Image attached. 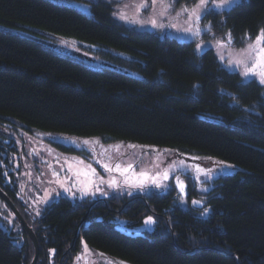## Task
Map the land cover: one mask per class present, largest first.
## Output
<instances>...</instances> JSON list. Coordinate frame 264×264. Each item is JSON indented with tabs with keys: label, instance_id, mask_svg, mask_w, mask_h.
I'll use <instances>...</instances> for the list:
<instances>
[{
	"label": "trees",
	"instance_id": "trees-1",
	"mask_svg": "<svg viewBox=\"0 0 264 264\" xmlns=\"http://www.w3.org/2000/svg\"><path fill=\"white\" fill-rule=\"evenodd\" d=\"M69 1L0 0V189L33 228L38 264H73L82 241L120 264H264V86L242 83L214 51L198 55L193 44L128 30L113 1ZM220 18L232 43L243 45L264 30V0H246ZM22 31L69 39L108 66L89 69ZM3 124L167 147L240 170L204 195L207 219L175 207L174 194L76 206L62 198L35 219L17 180L5 179L14 175ZM149 216L157 221L152 233L130 234L115 223L134 228ZM16 222V231L0 228V264L34 259V245Z\"/></svg>",
	"mask_w": 264,
	"mask_h": 264
},
{
	"label": "rangeland",
	"instance_id": "rangeland-1",
	"mask_svg": "<svg viewBox=\"0 0 264 264\" xmlns=\"http://www.w3.org/2000/svg\"><path fill=\"white\" fill-rule=\"evenodd\" d=\"M73 1L70 0L69 4ZM106 1L115 3V18L128 30L152 33L161 39H171L180 44H193L198 55L214 51L223 68L239 75L240 69L235 64H229V59L235 60L239 55V50L253 43L259 34L253 38L247 37L243 45H236L232 43L235 38L231 36V42H229L228 32H223L221 29V15L230 12L246 0L233 4L230 10L213 7L206 20L202 19L198 25L201 29L211 26V31L204 30L198 37H194L185 30L189 27L195 28L196 25L181 9L188 6L189 12L195 9L197 14H201L204 6L197 7L199 0H156L155 4L152 0ZM216 2L218 0H208L207 6L211 7ZM170 3L174 4L173 8L169 7ZM176 13L180 14L176 15ZM153 20L156 21V27L152 26L151 21ZM22 33L42 40L45 48L89 69L102 71L108 65L95 55L81 50L69 39L56 35L41 37L32 31H22ZM220 41L224 42L223 47ZM240 76L244 80V77ZM3 125V132L6 135L4 148L11 154L13 165L11 173L14 175V178L9 176L8 183L12 185V181L17 180L18 196L25 202L31 212L30 215L35 219L42 216L47 206L62 198L76 206L86 200L171 194L176 196L173 200L175 207L185 211L196 209L201 218L207 219L210 211L207 209V214L204 213L206 205L204 195L211 191L217 180L224 176H233L240 170L238 166L216 157L179 152V150L167 147L108 142L103 137L72 138L66 135L28 131L11 124ZM106 164L113 168V171H107L104 167ZM118 164L122 169L132 165V171L128 173L131 179H135L140 173L156 176L169 172L170 179L161 180V183L167 187L156 188L151 185L150 181L143 189L125 184V177L115 170ZM93 169L95 173L92 172ZM77 173L80 175L77 176ZM177 176L186 184V197L180 193L178 187H175ZM101 177L105 181L117 180L118 186L109 187L107 183H101ZM90 182L99 186L100 192H96L95 195H84L82 191L77 190L86 187ZM69 187L75 195H70L65 191V188ZM101 192H106L107 195H101ZM192 200H200L202 205H193ZM115 223L118 229L134 235L152 233L156 228V224L148 226L144 222L130 228L126 221L120 218ZM0 228L5 231H16L19 228L15 215L1 198ZM16 243L19 244V242ZM85 246H87L86 243L82 241L81 250L73 264H120L115 260L101 258Z\"/></svg>",
	"mask_w": 264,
	"mask_h": 264
},
{
	"label": "snow or ice",
	"instance_id": "snow-or-ice-1",
	"mask_svg": "<svg viewBox=\"0 0 264 264\" xmlns=\"http://www.w3.org/2000/svg\"><path fill=\"white\" fill-rule=\"evenodd\" d=\"M156 0H152V3L155 4ZM240 0H218V2L214 3L211 7L208 5V0H199V4L197 7L204 6V11L201 14H197L195 9H193L191 12H189L188 6L182 7L181 11L188 14V18L192 20V23L196 25L195 28L189 27L185 29L186 31L190 32L194 37H198L201 35V32L211 31V26H207L206 29H201L198 25L199 22L204 19L206 20L207 15L211 13L212 8H220V9H231V6L233 4H239ZM170 8L174 7V4H169ZM180 13H176V15H179ZM152 26L156 27V21H151ZM174 26V25H173ZM228 40L231 42V33H228ZM221 46H224V42L220 41ZM199 50V49H198ZM229 64H235L237 68L240 69V75L244 77V80L242 83L247 84L254 81H258L260 85H264V30H261L259 34L255 37L254 42L250 43L246 46V48L239 50V55L235 60L229 59ZM82 163V162H81ZM105 169L109 172L113 171V168H110L107 164L104 165ZM115 170L120 172L122 176L125 177V184H130L133 187H138L143 189L147 186L148 182L150 181L151 185L156 188H165L167 185L161 183V180H169L170 179V173L164 172L161 175L156 176H149L146 173H140L138 177L135 179H131L128 176V173L132 171V165H129L127 168H121V166L118 164L115 166ZM199 171V169H198ZM93 173H95V169L92 170ZM77 176L80 175V173L76 174ZM87 175V173H85ZM142 177V179L140 178ZM101 183H107L109 187H117L118 181L115 179H112L110 181H105L103 177L100 179ZM79 183V181H77ZM175 187H178L180 190V193L186 197V184L183 180H181L178 176L175 177ZM94 189V190H93ZM78 191H82L84 195H95L96 192H100L99 186L95 185L94 182H90L86 187L80 189H77ZM65 191H67L70 195H75L72 192L71 187L65 188ZM101 195H107L106 192H101ZM191 203L193 205H202V201L200 200H192ZM207 208H204V213L207 214ZM39 215V213H37ZM157 221L153 219V217L149 216L145 219L144 224L151 226L155 225ZM87 247V246H85ZM54 251V250H53Z\"/></svg>",
	"mask_w": 264,
	"mask_h": 264
},
{
	"label": "water",
	"instance_id": "water-1",
	"mask_svg": "<svg viewBox=\"0 0 264 264\" xmlns=\"http://www.w3.org/2000/svg\"><path fill=\"white\" fill-rule=\"evenodd\" d=\"M0 198L4 201V203L10 208V210L14 213L15 217L17 218L18 222L23 227L24 231L28 234L29 238L32 240L34 248H35V256L31 264H38L40 251H39V244L38 239L35 235L33 228H31L24 218L22 217L20 211L14 205L12 200L7 196L5 192L0 189Z\"/></svg>",
	"mask_w": 264,
	"mask_h": 264
},
{
	"label": "flooded vegetation",
	"instance_id": "flooded-vegetation-1",
	"mask_svg": "<svg viewBox=\"0 0 264 264\" xmlns=\"http://www.w3.org/2000/svg\"><path fill=\"white\" fill-rule=\"evenodd\" d=\"M9 174H10V173H8V174H5V173H4L5 179L9 177ZM5 184H6V183H5ZM5 184H4V186H7V185H8V184H6V185H5Z\"/></svg>",
	"mask_w": 264,
	"mask_h": 264
}]
</instances>
